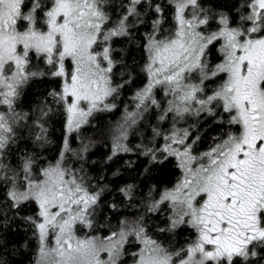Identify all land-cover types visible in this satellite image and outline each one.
<instances>
[{
    "label": "snow or ice",
    "instance_id": "1",
    "mask_svg": "<svg viewBox=\"0 0 264 264\" xmlns=\"http://www.w3.org/2000/svg\"><path fill=\"white\" fill-rule=\"evenodd\" d=\"M130 2L133 7L128 15H135V5L141 0ZM173 2L176 31L158 38L160 21L154 22L147 46L151 81L139 99L147 97L153 86L165 85L174 98L168 111L190 112L195 103L201 106L196 109L199 112L216 101L231 114L229 122L240 127L239 135H230L205 153L207 165L196 170L186 163L196 159L188 145L183 152L171 149V154L184 158L181 166L187 175L163 199L177 208L172 226L188 224L196 232V240L179 264H260L264 256L254 258L264 253V0H248L250 14L242 17L247 27H228L227 17L222 16L223 27L208 34L198 31L209 23L199 0ZM105 4L106 0H30L29 4L0 0V104L11 110L18 87L36 75L26 72L30 52L43 54L55 67L51 74L64 80L60 98L71 99L68 126L79 127L97 102L114 91L107 75L112 70L109 48H96L112 36L127 34L128 16L122 17L116 28L105 30L109 19ZM156 11L162 10L157 6ZM220 40L224 41V62L209 69L205 51ZM66 59L72 62L70 72L65 70ZM101 61L108 66L102 67ZM193 71L201 74V83L219 73H226L228 79L212 95L200 98L203 87L188 82ZM81 101L90 105L87 111L79 107ZM13 134L8 116L0 114V156ZM173 142L183 144L184 140L173 138ZM31 166V159H26L25 190L12 191L9 196L17 202L33 199L39 203L42 257L52 256L53 264H100L97 255L103 250L111 254V264H116L124 233L118 240L113 239L115 234L108 237L111 246L103 248V242L98 244L94 238L74 236L75 224L91 226L89 209L97 196L89 194L74 174L59 165L44 169V180L32 181ZM50 228L57 233L56 246L47 249L44 242ZM161 253L162 249L153 247L140 264H171V257Z\"/></svg>",
    "mask_w": 264,
    "mask_h": 264
},
{
    "label": "trees",
    "instance_id": "2",
    "mask_svg": "<svg viewBox=\"0 0 264 264\" xmlns=\"http://www.w3.org/2000/svg\"><path fill=\"white\" fill-rule=\"evenodd\" d=\"M106 2L110 16L117 17L113 23L116 28L120 18L128 16L132 4L130 0ZM25 3L29 4L30 0ZM199 3L210 16L208 27H214L215 32L223 27L222 16L227 17L228 27L248 26L242 19L250 14L248 0H199ZM157 6L162 10L159 13ZM135 13L128 17L127 34L116 35L110 42L114 62L111 98L115 108L101 109L84 126L71 133L66 125V102L60 98L63 78L51 74L55 67L47 63L43 54H29L26 72L36 75L29 76L18 87L19 94L14 98L11 110L6 105L1 107L14 134L0 156V264L37 262L40 207L35 200L17 203L9 196L16 183L25 179L23 165L26 159L32 161L30 177L33 174L39 178L44 168L62 161L78 182L98 194L96 203L89 210L94 218L93 231L102 236L124 229L133 231L118 264H130V253L138 249L142 238L154 241L170 255L184 253L195 239L196 232L190 225L172 226L177 217H170L171 207L168 200L163 199L182 173L176 155L165 151V136L180 131V127L166 129L168 123L161 121L168 112L169 101H163L165 106L141 116L130 130L124 122L127 108L137 101L139 92L149 81L147 46L154 22L160 21L158 38L174 33L177 27L175 5L173 0H142L136 4ZM110 23L108 20L104 28ZM168 28L171 33L165 32ZM220 41L213 42L205 51L209 69L222 58ZM223 79V73L207 78L204 96ZM222 114L226 119L231 115ZM218 116L217 113L214 116L203 114L191 129L189 140L197 143L199 151L225 139V121H217L222 118ZM133 254L135 258V251ZM261 256L264 253L254 259L259 260ZM260 264H264V260H260Z\"/></svg>",
    "mask_w": 264,
    "mask_h": 264
},
{
    "label": "rangeland",
    "instance_id": "3",
    "mask_svg": "<svg viewBox=\"0 0 264 264\" xmlns=\"http://www.w3.org/2000/svg\"><path fill=\"white\" fill-rule=\"evenodd\" d=\"M108 4L109 3L106 2L105 6H104V10L108 14V16L111 17L110 14H109V11H108L109 10ZM132 7H133V5L130 7V9ZM130 16H132V15H128V17H130ZM116 18L117 17L114 16V17H111V18L108 19L109 21H111V23L105 30H112V29L115 28L113 23L116 21ZM208 19H209V23H210L211 22L210 16H208ZM120 21H121V18H120ZM127 21H129L128 18L125 21V23H127ZM208 24L200 26L198 31H203L205 34L215 32L216 29L214 27L213 28L208 27ZM20 27H21V30H23V24H21ZM170 31H171V28H168V29H166L165 32H170ZM171 34H169V36ZM112 37H114V36H112ZM112 37H110V39L108 41L101 43L100 47L96 48V51H100L103 47H108L109 48V55H110V42H111ZM223 44H224V41L221 40L220 41L221 48H222ZM110 59L112 61L111 69H113L114 62H113V60L111 58V55H110ZM149 61H150V53H149ZM223 62H224V53L222 55V58H221L220 62L215 63L212 66V69H214L216 65L221 64ZM101 64H102V67H107L108 66L107 62H105V61H101ZM64 65H65L66 72H70L72 70V62L69 59H66L64 61ZM111 72H112V70H111ZM111 72L108 73L107 75H108V78H109V81H110L109 87L111 89H113L112 79H111ZM219 74H221V73H219ZM223 74H224V79L220 82L218 87H215L214 90L211 93H209L207 96L212 95L216 90L219 89V87L222 84H224L226 82V80L228 79V75L226 73H223ZM200 76H201L200 73H198L196 71H193L190 74V76L188 77V82H190L191 84H198L201 87H203V89H204L203 93L202 94L198 93V96H200V98H204V97H206L204 95L206 94L205 90L207 89L206 86H205L206 79H204L203 82L201 83ZM210 77L212 78V77H215V76H210ZM150 81H151V76H150V73H149V81H148L147 85L139 92L138 97H137L138 98L137 101L132 103V106H129L127 108L126 112H125L124 116L127 117V118L124 119L125 120L124 122H126V124H127L126 126H127L128 130H130L131 126L134 125L141 118V116H144L145 114H147V113H149L151 111H154L156 109L158 110L161 107L165 106V103H163V101L167 100L166 102H168V101L170 102V101H172L174 99L172 95L168 94V89H167V86H165V85H155V86H153V88L151 90V93L147 97H145L143 100L139 99V96L141 94H143L144 90L147 88V86L149 85ZM63 85H64V80H63ZM113 93H114V91H112L109 95L104 96L100 101H98L96 107L94 109H92L91 113L89 115H87V116L82 118V122L80 123L79 127H75V125H74L71 129L68 126V116H69V114L67 112V105H68V103L71 102V99L70 98L69 99H65V102H66V106H65L66 107V125H67L68 133H71L72 131L79 129L81 126H84L88 122L90 117L92 115H94L96 112L100 111L101 109H114L116 105H115L114 100H112V98H111ZM153 100L155 101V103H152ZM4 106H5V104H0V114H4L3 111H2V108H1V107H4ZM79 107L83 108L85 111H87V109H88V107H90V105L87 104V102L81 101ZM191 107H192V111L185 112V113H182V114H178L175 111H171V112L168 111L164 115V117L161 118V121L163 123L164 122L168 123L167 127L165 126L166 129H171L173 127H180L178 130H180V131L184 130L187 133V136H185L184 135L185 132L182 133L180 131H178V132L176 131L174 133H171L170 135L165 136V139H166L165 146H166V148L169 149V152L171 153V149H176V150H178L180 152H183L184 148H185V145H188L189 148H190V155L196 157V159L195 160H191V161H187L186 163H187L188 167L192 168L193 170H196L200 165H207L208 157L204 156L205 153L211 151V149L216 147L217 145L222 144V142L227 140L230 135H239L240 127L238 125H236V124L230 123L229 122L230 118L226 119L223 116L222 113L227 114V112L223 111L222 104L219 103V102L214 101L212 104L207 105L206 107H204L203 110H201L199 112H197L196 109H199L201 107L200 105L193 103ZM216 113L219 114L218 117H220V115L222 116V118L221 119L218 118L217 121H225V125H226V128H227L226 129L227 132H226L225 139L223 138L222 140H219V142H215L214 144L210 145V147L208 149H206V150L199 151L198 150L199 146L197 145V143L190 142L189 133L191 132V129L194 128V125H195L196 121L199 118H201V116L203 114L207 115V116H214V115H216ZM173 138L176 139V140L183 139L184 143L183 144L174 143L173 142ZM66 143H67V137H66ZM165 146H163V148H165ZM176 159L179 161V165L181 167L182 173H181L180 179L177 182V184L172 189L168 190L167 192H171V191L175 190L176 187L179 185V183L187 175V173L185 171V168L181 166V162H182V160L184 158L182 156L176 155ZM57 165H59L61 168H64V169L67 170V168L64 167V164H63L62 161H59L56 164L50 165V166H48V167H46L44 169L56 167ZM43 170L41 172V177L36 178V177L33 176V174H31V177L29 176V179L32 180V181H42V180H44L45 177L42 175ZM26 183H27L26 179L21 180V182L18 181L16 183L17 186L14 187L11 191L23 192L25 190ZM82 185L87 190V192L89 194L96 195L97 199H98V194L90 192V190H89V188L87 187L86 184L85 185L82 184ZM29 200H33V199H29ZM15 202H17V201H15ZM21 202H24V201H20V202H17V203H21ZM168 202H169V207H171L170 208L171 209L170 217H172L174 215L176 216L177 208L173 205V203L171 201L168 200ZM38 205H39V203H38ZM91 207H90V209H91ZM40 211H41V209H40ZM88 220L90 221V225L91 226H88L86 224H81V223H77V224L74 225V228H73L74 236L76 238L82 239V240L83 239H87V238H94V239L97 240L98 244H99V242H103V244H100L101 248H103L105 246H107V247L111 246V242H109L108 239H107L108 237L113 236V234H115L113 236V239L114 240H118V239H120V234L124 233V239H123L122 244L120 245V254H119L118 257H116V264H118L119 260H120V257L123 254V248H124L125 243H126V241L128 239V236L133 235V231L130 230V229L129 230L124 229V230H122L120 232H117V233H113V234L102 236V235H100L99 232L93 231L92 222L94 221V218H93V215H90V213L88 215ZM41 222H43V217H41L40 223ZM178 225H180V224H178ZM178 225H177V227H178ZM56 234L57 233H54L51 230V228L48 230L47 237H46V240L44 242L46 244V246H47V249H52V248H54L56 246L55 245ZM195 240H196V237L193 240V242ZM148 241L149 240H147L146 238L145 239L142 238V240L139 242L140 244H139L138 249L134 250L135 251V258L133 256L134 255L133 254L134 251H132L130 253L131 254L130 264H132L131 263L132 259H134L133 264H140L141 258L142 257H146V255L150 252V250L153 247L158 246V245H155V244L154 245L150 244V243H148ZM41 248H42V242H41V239H40V247H39V251H38L36 264H53L54 258L52 256L42 257ZM133 249H135V248H133ZM159 249H162V248L159 247ZM187 249L185 250L184 253H182V254L179 253V255H177V254L176 255H170V254L167 253L171 257V264H179V261L182 258L186 257ZM163 253H166V251L163 250ZM163 253H161V254H163ZM97 259L99 260L100 264H111V254L109 252H107V251H103V250L99 251L98 255H97Z\"/></svg>",
    "mask_w": 264,
    "mask_h": 264
}]
</instances>
